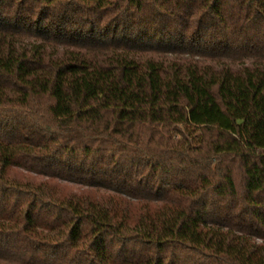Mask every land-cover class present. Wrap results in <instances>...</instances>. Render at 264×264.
<instances>
[{"label": "trees", "instance_id": "trees-1", "mask_svg": "<svg viewBox=\"0 0 264 264\" xmlns=\"http://www.w3.org/2000/svg\"><path fill=\"white\" fill-rule=\"evenodd\" d=\"M0 264H264V0H0Z\"/></svg>", "mask_w": 264, "mask_h": 264}]
</instances>
